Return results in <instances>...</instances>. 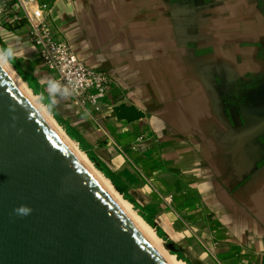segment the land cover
Listing matches in <instances>:
<instances>
[{"label":"crops","instance_id":"crops-1","mask_svg":"<svg viewBox=\"0 0 264 264\" xmlns=\"http://www.w3.org/2000/svg\"><path fill=\"white\" fill-rule=\"evenodd\" d=\"M39 1L77 57L110 77L114 107L144 117L78 119L62 88L49 91L26 25L4 29L18 9L2 4L0 39L55 114L155 207L191 264H264V0ZM142 135L152 150L130 163L120 148Z\"/></svg>","mask_w":264,"mask_h":264},{"label":"water","instance_id":"water-1","mask_svg":"<svg viewBox=\"0 0 264 264\" xmlns=\"http://www.w3.org/2000/svg\"><path fill=\"white\" fill-rule=\"evenodd\" d=\"M113 112L127 123L144 117L133 106ZM22 207L30 211L19 212ZM0 264H166L3 68Z\"/></svg>","mask_w":264,"mask_h":264},{"label":"built area","instance_id":"built-area-1","mask_svg":"<svg viewBox=\"0 0 264 264\" xmlns=\"http://www.w3.org/2000/svg\"><path fill=\"white\" fill-rule=\"evenodd\" d=\"M16 5L18 12L4 29L14 32L22 22L26 25L41 68L64 90L78 119L97 121L104 111L112 118L110 77L77 57L64 33L52 21L53 5L39 0H16ZM152 144L150 137L142 135L128 148H120V152L132 163L134 155L143 157L152 150Z\"/></svg>","mask_w":264,"mask_h":264},{"label":"bare ground","instance_id":"bare-ground-1","mask_svg":"<svg viewBox=\"0 0 264 264\" xmlns=\"http://www.w3.org/2000/svg\"><path fill=\"white\" fill-rule=\"evenodd\" d=\"M3 70L6 72L11 81L15 84L17 89L27 99L31 106L37 111L42 119L47 123L55 135L66 146V148L73 154L77 161L83 166V168L93 177L97 184L105 191L109 198L119 208L128 221L134 226V228L140 233V235L149 243V245L164 259L166 264H186L185 262L178 260L175 256L166 254L161 247V239L138 214L132 210V205L119 196L113 189L110 181L105 178L88 160L87 156L78 150L76 145L60 130L56 123L47 117L48 112L44 105L37 104L35 102L36 96L26 87V84L17 76H13L10 70L4 66ZM49 116V115H48Z\"/></svg>","mask_w":264,"mask_h":264},{"label":"trees","instance_id":"trees-1","mask_svg":"<svg viewBox=\"0 0 264 264\" xmlns=\"http://www.w3.org/2000/svg\"><path fill=\"white\" fill-rule=\"evenodd\" d=\"M0 47L5 49L1 39H0ZM10 64L17 71L19 77L27 83L29 89L32 90L33 94L38 96L41 95V102L48 108L49 112L55 117V119L60 123L63 127L66 135L73 140L75 143L79 145V148L82 152H84L89 159V161L94 165V167L100 171L105 178H107L115 188V190L124 198V200L128 201L134 208L135 211H138L139 216L155 230L158 237H160L163 241L170 242L166 234L161 230V228L155 223V217L157 211L154 206L148 205L145 207H141L136 200L129 194L126 187H124L119 181L118 177L96 156V154L92 151L91 147L84 141V139L70 126L64 123L54 112L52 106L46 100L45 96L40 92L38 85L34 82V80L28 75L24 74L23 71L17 66L14 59L10 62ZM122 175L129 177V174L123 172ZM177 257L178 260L185 262L186 264H191L190 261L182 254V253H173Z\"/></svg>","mask_w":264,"mask_h":264},{"label":"rangeland","instance_id":"rangeland-1","mask_svg":"<svg viewBox=\"0 0 264 264\" xmlns=\"http://www.w3.org/2000/svg\"><path fill=\"white\" fill-rule=\"evenodd\" d=\"M12 5L13 4H15V6H16V2H14V3H11ZM1 38V37H0ZM3 38V37H2ZM0 49H2L1 47H0ZM10 64V63H9ZM6 65V67L10 70V72L13 74V76H15V78H17V76L19 77V75L17 74V71L14 69V67L10 64V65ZM20 78V77H19ZM26 84V83H25ZM26 87H27V85H26ZM28 88V87H27ZM29 89V88H28ZM30 90V89H29ZM31 91V90H30ZM32 93V92H31ZM33 94V93H32ZM34 95V94H33ZM35 96V95H34ZM35 102H37V104H42L43 105V103L41 102V98H40V96H38V98H37V96H36V99H35ZM47 112H48V115H47V117H49V119L50 120H52V121H54L55 123H56V125L60 128V130L64 133V135H66V132L64 131V129H63V127L60 125V123L55 119V117L52 115V114H50L49 113V111L47 110ZM67 136V135H66ZM68 137V136H67ZM69 138V137H68ZM70 139V138H69ZM71 140V139H70ZM75 145H76V147L78 148V150L80 151V152H82L81 151V149L79 148V145L77 144V143H75L73 140H71ZM84 153V152H83ZM85 154V153H84ZM86 155V154H85ZM89 160V159H88ZM92 164V163H91ZM93 165V164H92ZM94 166V165H93ZM100 172V171H99ZM101 173V172H100ZM102 174V173H101ZM103 175V174H102ZM104 176V175H103ZM105 177V176H104ZM121 183L123 184L124 182H122L121 181ZM110 184L112 185V183L110 182ZM112 187H113V185H112ZM128 187V186H127ZM113 189H114V191L119 195V196H121L116 190H115V188L113 187ZM122 197V196H121ZM123 198V197H122ZM124 199V198H123ZM132 210L136 213V214H138V211H135L134 210V208H133V206H132ZM139 215V214H138ZM154 230V229H153ZM154 232H155V230H154ZM156 233V232H155ZM190 235V234H189ZM193 237V239H194V245H195V243L196 244H198L199 245V242L196 240V238H194V235L192 236ZM160 238V237H159ZM161 239V238H160ZM162 240V239H161ZM198 245H195V248H199V246ZM161 247H162V249L166 252V254H169V255H172V256H175V255H173V253H179V251H180V249L178 248V247H176V246H174L171 242H166V241H161ZM161 257V256H160ZM176 257V256H175ZM162 258V257H161ZM177 258V257H176ZM163 259V258H162ZM164 260V259H163Z\"/></svg>","mask_w":264,"mask_h":264},{"label":"clouds","instance_id":"clouds-1","mask_svg":"<svg viewBox=\"0 0 264 264\" xmlns=\"http://www.w3.org/2000/svg\"><path fill=\"white\" fill-rule=\"evenodd\" d=\"M18 55H20V53L14 50V47L11 45L6 49H0V68H3L4 66L8 65ZM58 90H59V85L57 83L55 82L49 83L50 92L55 93ZM18 211L26 214L30 211V209L22 207Z\"/></svg>","mask_w":264,"mask_h":264}]
</instances>
